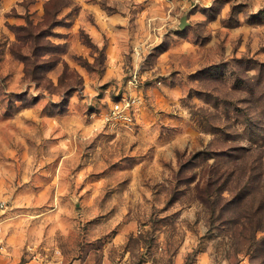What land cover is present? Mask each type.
Returning a JSON list of instances; mask_svg holds the SVG:
<instances>
[{
    "label": "rangeland",
    "instance_id": "obj_1",
    "mask_svg": "<svg viewBox=\"0 0 264 264\" xmlns=\"http://www.w3.org/2000/svg\"><path fill=\"white\" fill-rule=\"evenodd\" d=\"M169 3L0 0L3 243L21 261L264 264L247 225L264 198V0ZM134 68V120L106 123ZM236 168L243 198L222 216L197 184Z\"/></svg>",
    "mask_w": 264,
    "mask_h": 264
},
{
    "label": "trees",
    "instance_id": "obj_2",
    "mask_svg": "<svg viewBox=\"0 0 264 264\" xmlns=\"http://www.w3.org/2000/svg\"><path fill=\"white\" fill-rule=\"evenodd\" d=\"M237 172L241 174L236 175ZM211 173L212 177L204 183V186H202V184H197L199 199L204 203H208L213 198H217L218 203L225 202L224 205H221V208L218 207L220 208V215L223 216V213L227 211L228 207L231 205V201L241 198L237 197V195L241 194H238L236 191L239 190L241 192V190L246 187L244 185L247 184V182L243 183V186H241L242 182L240 181L241 178L243 181L242 176L245 175V171H243V169L238 170V168H236V170L231 172L220 173L219 171H216L214 173V171H211ZM232 184L235 185L233 186ZM225 193H229L232 199H227L224 196ZM261 202L263 206L261 205L260 208L257 207V210L252 215V220L247 224L249 225V232L251 234L250 238L253 241L256 239L259 231L264 232V198Z\"/></svg>",
    "mask_w": 264,
    "mask_h": 264
},
{
    "label": "built area",
    "instance_id": "obj_3",
    "mask_svg": "<svg viewBox=\"0 0 264 264\" xmlns=\"http://www.w3.org/2000/svg\"><path fill=\"white\" fill-rule=\"evenodd\" d=\"M139 54V53H137ZM140 55V54H139ZM142 77L138 69H131L127 78V92L113 102L105 119L106 123L131 122L135 117V106L140 102L138 92L142 87ZM9 203L0 199V253L5 250L3 243L4 223Z\"/></svg>",
    "mask_w": 264,
    "mask_h": 264
},
{
    "label": "crops",
    "instance_id": "obj_4",
    "mask_svg": "<svg viewBox=\"0 0 264 264\" xmlns=\"http://www.w3.org/2000/svg\"><path fill=\"white\" fill-rule=\"evenodd\" d=\"M169 1L170 3L168 5V9L172 13V16L177 15L181 13V11H184L185 8H188L187 0H169ZM183 16H186L187 19L186 14L182 15V17ZM0 264H43V263L37 260L21 261V258L18 255H16L14 252L10 250H7L6 248L3 252L0 253Z\"/></svg>",
    "mask_w": 264,
    "mask_h": 264
},
{
    "label": "water",
    "instance_id": "obj_5",
    "mask_svg": "<svg viewBox=\"0 0 264 264\" xmlns=\"http://www.w3.org/2000/svg\"><path fill=\"white\" fill-rule=\"evenodd\" d=\"M187 20H186V16H183L180 20V28L183 30L185 29V27L187 26Z\"/></svg>",
    "mask_w": 264,
    "mask_h": 264
}]
</instances>
